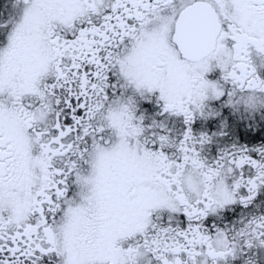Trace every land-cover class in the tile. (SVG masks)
<instances>
[{
	"label": "snow or ice",
	"instance_id": "1",
	"mask_svg": "<svg viewBox=\"0 0 264 264\" xmlns=\"http://www.w3.org/2000/svg\"><path fill=\"white\" fill-rule=\"evenodd\" d=\"M0 264H264V0H0Z\"/></svg>",
	"mask_w": 264,
	"mask_h": 264
}]
</instances>
